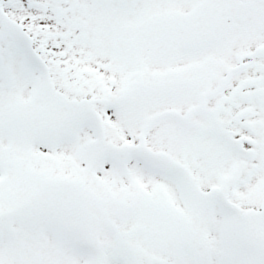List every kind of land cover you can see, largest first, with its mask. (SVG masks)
<instances>
[{"label": "snow or ice", "instance_id": "obj_1", "mask_svg": "<svg viewBox=\"0 0 264 264\" xmlns=\"http://www.w3.org/2000/svg\"><path fill=\"white\" fill-rule=\"evenodd\" d=\"M0 264H264V0H0Z\"/></svg>", "mask_w": 264, "mask_h": 264}]
</instances>
